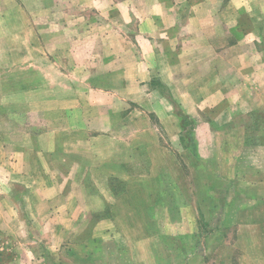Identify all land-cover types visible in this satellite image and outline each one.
<instances>
[{
  "label": "crops",
  "instance_id": "0c3cea01",
  "mask_svg": "<svg viewBox=\"0 0 264 264\" xmlns=\"http://www.w3.org/2000/svg\"><path fill=\"white\" fill-rule=\"evenodd\" d=\"M18 6L26 7L32 14L48 13L50 47L57 41L54 37L59 20L57 11H64L65 18L70 11V17L74 18L75 8H79L81 15L94 11L95 26L102 30L108 28L109 34L105 32L95 40L104 44L99 56L111 60L110 66L105 68V74L111 77L96 89L98 105L103 110L81 126V133H73L72 128L67 127L63 131L46 132L36 138L38 152L34 149L25 152L28 158L21 153L11 167L6 162L0 165L1 234L19 236L30 245L41 237L48 249L58 248L67 231L77 229L78 221L86 217V212L83 213L86 196L82 189L87 185L81 173L84 170L82 156L84 148L91 145L95 151L101 141L112 142L109 149L113 152H106L111 153V157L117 153L115 147L117 154L127 155L126 164L114 159L115 164L111 166L113 177L128 181L127 194L116 201L118 209L126 206L132 216L141 202L149 201L143 192L149 176L128 177L125 172L134 162L131 156L136 145L149 146L148 140L156 129L160 130L156 137L178 140L183 136L184 117H188L196 124L197 153L205 138L215 147L221 140L223 143L218 149L223 154L242 158V163L246 151L231 139L264 140V130L247 132L243 131L245 126L233 125L239 114L248 117L251 123L253 118L258 123L262 119L259 111L264 110V0H0V28L3 26L6 34L9 26L6 17L10 9L18 10ZM84 21L80 18L83 26ZM81 39L82 35L79 42L83 43ZM158 83L161 88L155 87ZM153 96L158 97L153 100ZM83 102L86 103L85 100L54 99L43 105L49 109L72 108L82 106ZM178 108L182 110L180 116ZM217 108L218 113L209 115ZM149 114L154 115L159 126L153 125ZM166 145L162 148L165 153L170 148ZM262 145L256 147L259 153L264 152V143ZM149 148L151 156V146ZM183 150L181 146L182 153ZM100 151L96 155L104 154L102 149ZM177 154L173 164L176 171ZM209 165L207 162L208 169ZM242 166L241 169L247 171ZM248 169L257 171L256 167ZM262 179L256 186H264ZM175 182L177 185L178 180ZM73 187L78 190H72ZM141 197L143 201L139 200ZM257 200L256 210L264 221V196ZM114 213L112 220L98 223L94 230L96 238L103 239L115 232L107 228L110 224L112 228L115 226L118 215L116 210ZM239 231L237 243L247 246V242L252 241L250 246L256 248L244 249V264H264V227ZM27 251L33 255L34 248L27 246ZM248 251L258 254H248ZM15 259L13 264H19ZM35 262L31 264H39L38 258Z\"/></svg>",
  "mask_w": 264,
  "mask_h": 264
},
{
  "label": "rangeland",
  "instance_id": "374dc122",
  "mask_svg": "<svg viewBox=\"0 0 264 264\" xmlns=\"http://www.w3.org/2000/svg\"><path fill=\"white\" fill-rule=\"evenodd\" d=\"M25 8L18 6V10H9L7 34L3 26L0 28V165L6 162L9 167L21 153L28 158L25 152L32 149L38 152L36 138L41 134L55 129L63 131L65 127L72 128L73 133H81V126L103 110L98 105L96 89L104 86L111 77L105 74L111 60L99 56L104 44L95 40L108 28L102 30L95 26L94 11L81 15L79 8H75L72 11L74 18L70 17L71 11L67 18L64 11H57L60 20L54 28L57 41L50 47L47 42L52 38L47 26L48 13L32 14ZM80 18L85 19V26ZM81 35L83 43L79 42ZM118 82L122 83L121 79ZM155 87L161 88V84ZM161 92L167 95L163 89ZM54 99L85 100L86 103L54 109L43 105ZM177 112L182 115L180 108ZM212 113H218V108L209 115ZM259 114L262 117L259 123L255 118L251 123L248 117L239 114L233 125L245 126L243 131L261 132L264 130V110ZM152 120L153 125L159 126L155 117ZM73 133L72 137L76 138ZM159 133L156 129L148 140L151 156L148 145H136L131 156L134 162L125 172L128 177L149 176L146 191L143 190L149 201H143L141 197L139 200L143 202L134 215H129L126 206L118 209L116 201L127 194L128 181L113 177L111 166L115 164L114 159L126 164L127 155L117 154L114 145L117 155L111 157V153L106 152H113L109 149L112 142L100 140L96 153L91 145L84 148L81 173L87 185L82 189L86 196V211L83 212L86 217L78 221L77 229L68 230L55 250L48 249L41 237L30 245L29 241H23L24 238L0 233V262L13 264L17 258L19 264L21 261L31 264L38 258L39 264H244L246 250L256 248L250 246L252 241H248L247 246L237 243L239 230L264 227L256 210L257 199L264 196V186H256L264 178V152L259 153L256 147H262L264 140L254 137L231 139L246 151L242 163V158L223 154L218 149L221 140L215 147L205 138L197 153L196 124L188 117H184L182 138L166 141L156 137ZM163 144H167V148L170 146V153L162 151ZM181 146L186 152L183 150L182 153ZM60 149L62 152L61 146ZM100 149L104 154L96 155ZM176 153L177 171L173 165ZM207 162H210L209 169ZM241 165L247 171L241 169ZM250 166L256 167L257 171L249 170ZM61 174L64 175V171ZM72 190L78 189L73 187ZM115 210L118 215L115 226L107 227L115 232L103 239L96 238L94 230L98 223L112 220ZM27 246L34 248L33 255L27 251ZM252 252L258 254L257 251H248V254Z\"/></svg>",
  "mask_w": 264,
  "mask_h": 264
}]
</instances>
